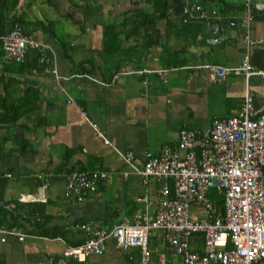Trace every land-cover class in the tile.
Here are the masks:
<instances>
[{
	"label": "crops",
	"instance_id": "0c3cea01",
	"mask_svg": "<svg viewBox=\"0 0 264 264\" xmlns=\"http://www.w3.org/2000/svg\"><path fill=\"white\" fill-rule=\"evenodd\" d=\"M198 1L209 15L202 23L189 24H199V30L184 26L173 9L159 16L152 0H66L63 20L55 30L28 27L34 40L50 47V62L36 63L35 68L30 63L29 72L13 76L19 93L26 86L37 88L41 102L10 129L0 126V137L9 138L0 152V195L15 211L42 206V213L14 215L15 227L26 237L22 242L13 236L0 240L4 264L138 262V249L126 253L116 248L113 238L105 241L101 256L78 261L62 254L67 246L83 243L81 222L112 226L127 219L133 224L139 216L154 215L160 184L149 179L143 185L117 151L132 152L141 166L145 152L157 155L164 145H174L181 128L203 132L215 119L236 114L246 84L256 114L264 113V77L253 75L245 81L243 74L232 73L212 80L207 72L193 68H236L247 53L252 67L264 70V0H252L253 19L248 24L242 0ZM135 11L153 16V26L128 23ZM106 26L120 32V49L112 55L103 53ZM153 31L157 43L146 47L143 39ZM251 41L261 43L249 45ZM53 69L60 79H55ZM141 70L148 72L130 74ZM158 71H165L164 80ZM115 74L120 75L111 83ZM79 169L108 176L81 203L66 204L65 170ZM45 182L44 193L40 188ZM43 193L44 203L20 201ZM38 223L44 228L38 229ZM197 238L190 249L200 252L202 241ZM163 246V232L152 231L150 264H163V258L164 264H178L180 257Z\"/></svg>",
	"mask_w": 264,
	"mask_h": 264
},
{
	"label": "built area",
	"instance_id": "2783aa9c",
	"mask_svg": "<svg viewBox=\"0 0 264 264\" xmlns=\"http://www.w3.org/2000/svg\"><path fill=\"white\" fill-rule=\"evenodd\" d=\"M242 6L244 22L248 24L253 19L252 0H242ZM179 14L183 25L202 23L209 17L198 0H182ZM1 42L6 63H23L28 49L37 51L40 63L50 62L46 56L50 47L25 35L18 24L1 37ZM258 43L261 42L251 41L249 45ZM193 68L207 72L212 80H223L232 73L243 74L245 81L253 75L264 77V70L253 68L247 53L236 68L213 64ZM52 72L56 80L60 79L55 69ZM145 72L148 71L130 74L138 77ZM165 74L158 71L163 80ZM119 75L115 74L111 83ZM92 127L96 129L95 125ZM117 154L134 174L141 176L143 185L149 179L160 184L154 215L139 216L133 224L127 219L112 226L84 223L79 226L85 237L83 243L67 246L62 253L64 258L82 261L88 255L101 256L105 241L113 238L116 248L126 253L139 250L140 259L134 264H150L149 235L162 231L163 248L180 257L178 264H264V113L256 114L247 84L236 114L215 119L203 132L181 128L174 145H164L157 155L145 152L141 166L135 164L132 152ZM107 176L99 170L65 174L64 202L81 203ZM46 187L47 182L40 190ZM211 190L223 195L221 210L215 211L208 199ZM142 200L147 201L146 197ZM20 201L45 199L27 197ZM195 203L203 211L200 219L191 215ZM10 208L0 202V211ZM0 235L1 242L8 236L21 242L26 237L17 227H0ZM197 237L202 241L200 252L190 249L191 241ZM163 261L164 258L160 260L164 264Z\"/></svg>",
	"mask_w": 264,
	"mask_h": 264
},
{
	"label": "trees",
	"instance_id": "16d2710c",
	"mask_svg": "<svg viewBox=\"0 0 264 264\" xmlns=\"http://www.w3.org/2000/svg\"><path fill=\"white\" fill-rule=\"evenodd\" d=\"M38 1V0H32ZM44 4L49 6H53L54 3L52 0H41ZM153 6L155 7V11L159 12V16L166 15L170 12L171 9L175 12H179L181 9L182 0H152ZM19 0H0V86H2L3 94H0V126L6 127L8 129L11 126L15 125L20 119L25 118L28 114L34 112L41 102V94L40 91L34 87L26 86L21 92L14 88V85L18 84L14 75H22L24 72H29L30 69L35 68L36 63H40L39 56L36 50L28 49L26 53V59L23 63H6L3 61V50H2V42L1 37L7 32L11 31L14 24L20 25L25 35L31 36L30 32L27 30L31 24L35 26H39L42 30L50 33L54 24L53 22H47L45 25L44 22L40 20H34L31 22L27 19L26 15L17 10L18 9ZM139 11H135L133 13V19H130L128 23H133L136 25H140L142 27H151L153 26V21L155 20L153 16L142 15L138 13ZM70 17L71 14L68 13ZM127 23V18H124V25ZM188 25V26H187ZM184 25L190 28H197L199 30L200 25ZM151 37H147L148 39H143V43L146 47H151L157 43V34L153 31ZM120 32L115 31L113 26H106L104 33V49L103 53L105 55H112L117 50L120 49ZM30 63H32V68ZM44 64V63H40ZM10 77H7V76ZM20 85V83H19ZM14 88V90H12ZM19 93V94H18ZM9 138L0 137V152L1 149L8 143ZM84 169H79L77 171L82 172ZM72 170H65V174L70 173ZM171 187V182L169 183ZM88 195V194H87ZM208 198L214 204V209L221 207L222 204V195H219L216 191L212 190L208 193ZM0 202H2V194L0 195ZM38 208H34L32 211L29 210L28 206H23L22 208H18L15 211V208H10L8 210L0 211V227H15V216L18 215V212H22L25 215H31L34 213L41 214L42 206H37ZM84 224L83 222L80 225ZM79 225V226H80ZM38 229L44 228V224H37ZM45 231V230H43ZM62 236L61 233H58ZM55 236V234L53 235ZM0 264H4L3 259L0 257Z\"/></svg>",
	"mask_w": 264,
	"mask_h": 264
},
{
	"label": "rangeland",
	"instance_id": "374dc122",
	"mask_svg": "<svg viewBox=\"0 0 264 264\" xmlns=\"http://www.w3.org/2000/svg\"><path fill=\"white\" fill-rule=\"evenodd\" d=\"M66 0H52L54 3L53 6H49L38 1L32 0H19L18 9L23 12L28 19L40 20L47 24V22H53V24H57L63 20V12ZM66 19V18H64ZM57 26L52 27V30H55ZM28 30V29H27ZM51 30V29H49ZM191 215L198 217L199 219L203 217V211L201 212V205L200 204H193L191 206Z\"/></svg>",
	"mask_w": 264,
	"mask_h": 264
},
{
	"label": "bare ground",
	"instance_id": "6f19581e",
	"mask_svg": "<svg viewBox=\"0 0 264 264\" xmlns=\"http://www.w3.org/2000/svg\"><path fill=\"white\" fill-rule=\"evenodd\" d=\"M45 191V190H44ZM44 191H42V192H44ZM212 191V190H211ZM210 192V191H209ZM208 192V193H209ZM45 193V192H44ZM44 193L42 194V195H40V196H34V197H36V198H40V199H45V195H44ZM218 193V192H217ZM219 195H221L220 193H218ZM207 197H208V194H207ZM222 198H223V195H222ZM209 199V198H208ZM210 201H211V199H210ZM31 202H40V203H44V202H42V201H31ZM212 202V201H211ZM212 204H213V202H212ZM222 204H223V200H222ZM222 204H221V207H222ZM213 207H214V204H213ZM221 207H220V209L218 208L217 209V211L218 210H221ZM215 210V209H214Z\"/></svg>",
	"mask_w": 264,
	"mask_h": 264
}]
</instances>
